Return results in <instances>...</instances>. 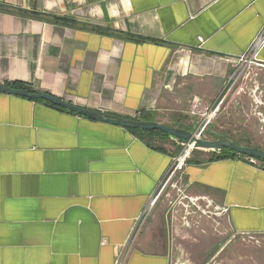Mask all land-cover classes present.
<instances>
[{
    "label": "crops",
    "instance_id": "1",
    "mask_svg": "<svg viewBox=\"0 0 264 264\" xmlns=\"http://www.w3.org/2000/svg\"><path fill=\"white\" fill-rule=\"evenodd\" d=\"M263 29L264 0H0V84L193 133ZM256 76L263 81L264 68ZM204 139L264 151L215 123ZM155 145L163 150L128 129L0 94V264H115L184 147L173 137ZM212 152L224 150H196L175 175L190 201L181 204L201 217L213 206L234 237L264 235V162L210 161ZM165 228L159 208L125 264H174Z\"/></svg>",
    "mask_w": 264,
    "mask_h": 264
},
{
    "label": "rangeland",
    "instance_id": "2",
    "mask_svg": "<svg viewBox=\"0 0 264 264\" xmlns=\"http://www.w3.org/2000/svg\"><path fill=\"white\" fill-rule=\"evenodd\" d=\"M235 65L232 73L237 70L238 76L231 82L227 80L211 105H217L224 98L220 112L211 124L215 123L227 133L264 147V134H257L259 123L249 120L257 109L254 92L257 87L264 89V80L256 76L261 68ZM238 104L244 105V113H240ZM179 175L165 189H159L160 197L147 217L149 221L154 211L163 209L166 239L174 249V264H264V235L234 237L225 228L223 220L218 219L214 207L205 208V202H200V206L209 212L206 217H201L202 212L194 205L189 210L185 209L181 202L188 205L186 203L190 201L185 197L188 194L180 185Z\"/></svg>",
    "mask_w": 264,
    "mask_h": 264
},
{
    "label": "water",
    "instance_id": "3",
    "mask_svg": "<svg viewBox=\"0 0 264 264\" xmlns=\"http://www.w3.org/2000/svg\"><path fill=\"white\" fill-rule=\"evenodd\" d=\"M0 94L18 96L34 101L43 100L49 102L57 107H62L72 113L86 117L87 119L110 124L113 126L122 127L124 129H134L143 131H161L170 137L177 139L186 145L190 139H193V133L184 129L166 126L158 122L132 120L118 117L112 114L93 111L82 108L70 102L64 101L58 97L50 95L45 92L31 90H21L0 84ZM196 147L208 150H230L237 155L246 156L264 162V151L252 147H246L229 140L208 141L205 139L197 140Z\"/></svg>",
    "mask_w": 264,
    "mask_h": 264
},
{
    "label": "built area",
    "instance_id": "4",
    "mask_svg": "<svg viewBox=\"0 0 264 264\" xmlns=\"http://www.w3.org/2000/svg\"><path fill=\"white\" fill-rule=\"evenodd\" d=\"M200 41H202V38H200ZM263 45H264V29L262 30V32L260 33V35L258 36L256 41L253 43V45L250 48V50L248 51V53H246L245 55L236 59V61L234 62V65L236 64L235 66H242V67L243 66L249 67L251 65H255L259 68H264V63L259 62L257 59L258 52L263 47ZM236 76H238L237 70L235 72H233L232 75H230V77L228 79L229 82L233 81ZM259 90L260 89L257 87L255 92H254L255 105L257 108L255 111V115L257 116V118L259 120L260 130H261V132H263L264 131V101L259 96V95H261L260 94L261 90L260 91ZM223 102H224V98L217 105H213L210 109L207 110L206 113L203 114L202 122L200 123L197 130L195 132H193L194 138L190 139V141L186 145H184L180 154L176 158H174L172 166H171V168L168 172V175L166 177L167 182L165 184V181H164L162 183V185H160L159 189L160 188L165 189L166 186L172 180V178L177 173L184 170L188 159L191 157L193 150L196 148L197 140L204 139L208 126L211 124L212 120L220 112V109H221ZM261 107H262V109H261ZM241 158H243L244 160L248 161L251 164H257V160H255L253 158L246 157V156H241ZM159 189H158V191H159ZM158 191H157L156 195L154 197H152L149 204L145 208L144 212L140 216L139 221H138V225H137L136 229L134 230V233L130 237L128 243L126 244V246L124 248V250L118 256L115 264H125L126 248H128L132 244V242L135 240V238L138 236V234L141 231V228L143 227L144 223L147 220V217H148L152 207L158 201L160 194H161V193L158 194Z\"/></svg>",
    "mask_w": 264,
    "mask_h": 264
},
{
    "label": "trees",
    "instance_id": "5",
    "mask_svg": "<svg viewBox=\"0 0 264 264\" xmlns=\"http://www.w3.org/2000/svg\"><path fill=\"white\" fill-rule=\"evenodd\" d=\"M20 12H23V11H20ZM48 19H50L51 21H58L60 19H57L53 16H49L47 15ZM6 86H9V87H12V88H16V89H21V90H31L32 88L27 86V85H24L22 83H8V84H4ZM39 102H43V103H46L48 105H51L57 109H63V110H66L62 107H57L49 102H46V101H43V100H39ZM68 111V110H66ZM70 112V111H69ZM72 113V112H71ZM148 120H153L151 116H148L147 118ZM131 133L135 134V135H138L140 137V139L142 141H144L146 144H148L149 146H151L152 148L154 149H158V150H163L161 147H157L155 145V140L158 138V137H164V138H168L170 137L169 135L161 132V131H143V130H132V129H128ZM239 144V143H237ZM248 147H250L249 145H247ZM255 149H258L256 147H254ZM199 149V150H198ZM179 150H180V147H179ZM196 150L198 151H201V152H210L211 150H208V149H204V148H200V147H196L193 152H192V155L196 152ZM259 150V149H258ZM191 155V157H192ZM191 157L188 159L187 163H189V161L191 160ZM240 158L241 156L240 155H237L235 154L233 151H230V150H224V152L222 153V155H218V154H215V152H212L211 154V157L209 158L210 161H213V160H219V159H228V158Z\"/></svg>",
    "mask_w": 264,
    "mask_h": 264
}]
</instances>
